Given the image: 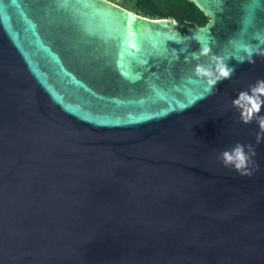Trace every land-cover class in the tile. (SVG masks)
I'll return each mask as SVG.
<instances>
[{"label": "water", "instance_id": "1", "mask_svg": "<svg viewBox=\"0 0 264 264\" xmlns=\"http://www.w3.org/2000/svg\"><path fill=\"white\" fill-rule=\"evenodd\" d=\"M186 1L207 23L182 32L108 0H0V264H264V142L232 104L264 80V0ZM218 63L234 75L209 94L195 69ZM237 142L251 177L218 158Z\"/></svg>", "mask_w": 264, "mask_h": 264}, {"label": "clouds", "instance_id": "2", "mask_svg": "<svg viewBox=\"0 0 264 264\" xmlns=\"http://www.w3.org/2000/svg\"><path fill=\"white\" fill-rule=\"evenodd\" d=\"M244 50L248 53L247 62L255 63L252 59L253 50L248 46H244ZM208 52L209 49L204 47L200 54H207ZM258 54L264 55V52ZM192 55L193 58H198V53L194 52ZM236 60L240 63L245 62L244 57H237ZM195 73L207 78L208 92L212 94L213 88L218 82L223 79H230L234 75V68L218 63L214 70L209 67L198 66ZM232 104L239 113L241 123L249 124L254 120L256 121L259 130L255 134V145L264 142V116L260 115L264 109V80H257L255 84L249 86L247 91L239 92L236 99L232 100ZM255 145L237 142L231 148L222 151L218 158L224 167L231 168L241 176L251 177L254 170L258 169L254 159L257 155Z\"/></svg>", "mask_w": 264, "mask_h": 264}, {"label": "trees", "instance_id": "3", "mask_svg": "<svg viewBox=\"0 0 264 264\" xmlns=\"http://www.w3.org/2000/svg\"><path fill=\"white\" fill-rule=\"evenodd\" d=\"M120 6L153 19L174 17L184 24L182 32L207 23V18L186 0H125Z\"/></svg>", "mask_w": 264, "mask_h": 264}, {"label": "rangeland", "instance_id": "4", "mask_svg": "<svg viewBox=\"0 0 264 264\" xmlns=\"http://www.w3.org/2000/svg\"><path fill=\"white\" fill-rule=\"evenodd\" d=\"M108 1L113 2V3L120 6L122 4V2H124L125 0H108Z\"/></svg>", "mask_w": 264, "mask_h": 264}]
</instances>
